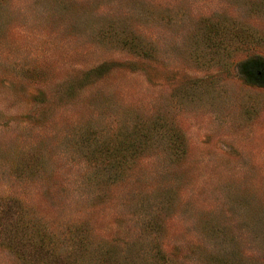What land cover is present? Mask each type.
Instances as JSON below:
<instances>
[{
	"label": "rangeland",
	"instance_id": "374dc122",
	"mask_svg": "<svg viewBox=\"0 0 264 264\" xmlns=\"http://www.w3.org/2000/svg\"><path fill=\"white\" fill-rule=\"evenodd\" d=\"M248 60L264 0H0V264H264Z\"/></svg>",
	"mask_w": 264,
	"mask_h": 264
},
{
	"label": "trees",
	"instance_id": "16d2710c",
	"mask_svg": "<svg viewBox=\"0 0 264 264\" xmlns=\"http://www.w3.org/2000/svg\"><path fill=\"white\" fill-rule=\"evenodd\" d=\"M243 74L251 82L260 79L264 83V60H248L243 63ZM259 74V76H258Z\"/></svg>",
	"mask_w": 264,
	"mask_h": 264
}]
</instances>
